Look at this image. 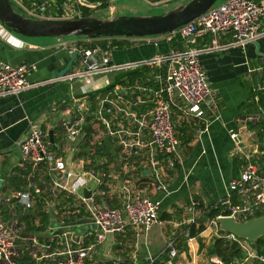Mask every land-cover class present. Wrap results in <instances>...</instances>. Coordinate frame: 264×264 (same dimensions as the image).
Listing matches in <instances>:
<instances>
[{"label": "built area", "instance_id": "2783aa9c", "mask_svg": "<svg viewBox=\"0 0 264 264\" xmlns=\"http://www.w3.org/2000/svg\"><path fill=\"white\" fill-rule=\"evenodd\" d=\"M10 1L16 10L33 19L78 18L82 17L80 6L92 9L96 6L87 0ZM147 1L152 6L162 2ZM112 13L113 8L109 11ZM218 32H229L227 44L233 46H244L264 36V0H220L171 34L188 43L195 36ZM144 37L121 38L135 42ZM83 39L86 44L60 43L70 55L75 53L74 66L59 76L60 80L90 82L97 75L107 73L163 68L162 82L156 87L119 82L93 98L88 94L71 96L69 116L52 124L50 129L29 122L25 137L19 142L20 187L11 190L0 178V264H93L88 261L90 255L108 236L123 231L125 226L147 229L160 223V200L149 197L146 188L135 187L130 167L149 168L154 189L165 190L164 166L173 167L179 159L180 141L172 108L177 107L184 115L204 122L205 114L216 110L214 90L199 62V54L220 49L222 45L187 46L140 60L113 63L110 37ZM100 40L105 44L97 43ZM34 68L25 62L11 64L0 60V96L18 95L29 88L27 76ZM146 73L145 80L153 79ZM49 130L52 138L56 132L57 142L50 141ZM262 132L264 135V128ZM229 135L233 151L242 158L243 165L239 177L229 183L228 193L220 202L221 212L209 218L210 225L218 216L245 220L264 214V136L258 140L259 148L246 151L238 131ZM109 138L118 146L116 165L111 157L117 153L113 155L105 143ZM72 142L67 160L64 146ZM75 160L80 161L83 169L77 171L68 166ZM80 177L94 183L88 196L71 186ZM39 199L43 204L40 210L53 207L55 225L50 220L41 227L40 216L27 221ZM193 205L194 201L188 210L193 211ZM81 214L88 216L97 228L92 240L87 239L91 233L74 234L67 228L68 222ZM224 237L236 242L246 253L244 260L256 258L264 264V253L256 252L253 242L228 233ZM167 250L171 258L177 255L173 239L167 242ZM211 262L226 264L220 257L212 258Z\"/></svg>", "mask_w": 264, "mask_h": 264}, {"label": "crops", "instance_id": "0c3cea01", "mask_svg": "<svg viewBox=\"0 0 264 264\" xmlns=\"http://www.w3.org/2000/svg\"><path fill=\"white\" fill-rule=\"evenodd\" d=\"M170 2L171 0H162L156 6L167 7ZM95 4L94 12L100 3ZM107 6L109 11L113 8L114 12V5L108 3L105 7ZM174 37L173 34L166 33L139 38L135 42L125 40L122 47L112 45L110 60L122 63L163 54L170 49L220 44V49L199 54V62L214 90L216 110L208 111L204 122L184 115L177 107L172 108L173 122L180 141L179 159L173 167L164 166L165 190L154 189L149 168L141 165L130 167L135 187L146 188L149 197L160 200V223L147 229L125 226L123 231L108 236L90 255L88 261L93 264H152L153 261H161L163 264H212V258L219 256L208 253V246L212 241L209 235L214 232V237L221 235L216 227L210 225L206 213L211 206L220 204L226 197L229 183L239 177L243 165L242 158L233 151L229 133L239 132L246 151L259 148L258 131L262 129L257 124L264 118V36L244 46L227 44L230 40L229 32L195 36L194 41L188 43L180 40L177 42L173 40ZM82 40L83 37L70 38V41L65 38H53L52 41L26 38L0 23V60L11 64L25 62L35 67L27 76L31 84L29 88L18 95L0 96V178L11 190L20 187V175L17 173L19 142L25 137L29 122H34L43 129H50L52 124L69 116L71 96L88 94L93 98L103 89L119 82L154 87L162 82L163 68H149L146 76L153 79L142 78L134 82L128 76L118 80L119 75L134 70L97 75L90 82L84 79L60 80L58 77L61 75L58 73L70 63L72 56L60 43H87ZM104 42L97 41L100 44ZM73 66L74 60L65 72ZM50 132L51 130L49 134ZM53 133L50 141L53 139L57 142L58 135ZM114 141L109 138L105 143L113 155L117 153L115 157H111L116 165L119 150ZM73 144L64 146V157L67 160L70 159L68 148ZM68 166L77 171L83 169L80 161L76 160ZM93 184L90 179L80 177L71 186L86 195ZM116 201L113 198L112 202ZM192 201L194 209L190 211L188 207ZM49 219L53 225L56 224L50 216ZM68 224L67 228L74 234L91 233L88 240L93 239L97 230L92 220L83 214L74 217ZM192 224L195 227L200 224L209 227L205 226L198 235L187 238V229ZM44 235L47 236L48 231ZM178 236L184 240L186 248L177 246ZM201 236H207V241ZM171 239L178 251L173 258L167 250V242ZM201 240L203 248H199ZM252 248L259 252L254 244ZM238 249L242 256L234 259L233 264H261L256 258L244 260L246 253L239 246Z\"/></svg>", "mask_w": 264, "mask_h": 264}, {"label": "water", "instance_id": "95a60500", "mask_svg": "<svg viewBox=\"0 0 264 264\" xmlns=\"http://www.w3.org/2000/svg\"><path fill=\"white\" fill-rule=\"evenodd\" d=\"M217 1H181L154 15L103 16L102 13H92L78 18L33 19L16 10L10 0H0V23L10 31L25 37H144L171 33L179 26L206 13ZM86 195H89L88 191ZM47 210L50 218L54 219L53 207L48 206ZM213 225L219 231L253 243L264 237V214L245 220H237L228 215L218 216Z\"/></svg>", "mask_w": 264, "mask_h": 264}, {"label": "trees", "instance_id": "16d2710c", "mask_svg": "<svg viewBox=\"0 0 264 264\" xmlns=\"http://www.w3.org/2000/svg\"><path fill=\"white\" fill-rule=\"evenodd\" d=\"M87 1L90 3L98 2L100 3L99 7H105L110 0H87ZM79 8L82 10V16H86L94 12V9L87 6H80ZM110 38L112 45H116L117 47H122L125 44V39L121 37L120 38L110 37ZM173 40L179 42V38L177 36H175ZM102 44L104 45L105 43ZM145 71H148V69H145ZM145 71L140 69H135L134 71H131L127 74L119 75L118 80H120L124 76H128L129 80L131 82H134L135 80H140L142 78H145ZM257 125L260 126L261 129L264 128V118H261ZM258 135L260 138L264 136L262 131H258ZM107 154L111 155V152L108 151ZM40 208H43V204L42 201L39 199L36 203L35 210L31 214H29L30 217L27 219V221L33 220L36 216H40V222L42 223L41 227H45L50 223L49 214L47 210H40ZM221 208L222 207L220 204L216 206H211L206 213L207 217L213 218L215 215L221 212ZM204 228H205L204 224H200L198 227H195V225L192 224L187 229V233H188L187 238L198 235L202 230H204ZM219 234L221 236L214 237L212 239L211 244L208 246V253L218 255L220 258H222L225 261L226 264H233L232 261L234 259L240 258L242 256L240 250L238 249V245L236 242L230 241L226 237H224L225 235L224 232L219 231ZM177 241H178L177 242L178 247L180 245V247L185 246L186 248V244L184 240H181L179 236L177 237ZM253 244L258 248L259 252H264V237L259 238ZM203 246L204 243L201 240L199 243V248H203ZM152 264H163V263L161 261H153Z\"/></svg>", "mask_w": 264, "mask_h": 264}, {"label": "rangeland", "instance_id": "374dc122", "mask_svg": "<svg viewBox=\"0 0 264 264\" xmlns=\"http://www.w3.org/2000/svg\"><path fill=\"white\" fill-rule=\"evenodd\" d=\"M181 1H189V0H171L170 4H168L167 7L163 6V5H159V6H152L148 3L147 0H111L109 1V5L112 4L114 5V12L112 14H109V6L107 7H99L98 9H96V13H102L103 16H108V15H124V16H130V15H154V14H158L161 13L163 11H166L167 9L173 7L176 3H179ZM217 2H220V0H218ZM216 2V3H217ZM75 37H83V36H66L64 37L66 39V41H70V38H75ZM28 38V37H26ZM32 39H47L52 41L53 37H30ZM75 58V53L70 56V63L68 65H66V67L64 69H62L60 71V75H62L63 73H65L66 70L69 69L70 65L72 64L73 60ZM71 70V69H70ZM86 179H88L87 177H85ZM2 185V180L0 179V187ZM209 227V225H204ZM215 234V232H214ZM213 233L209 235V237L211 236V239L214 238ZM202 239H205L204 241H207V236H201Z\"/></svg>", "mask_w": 264, "mask_h": 264}]
</instances>
